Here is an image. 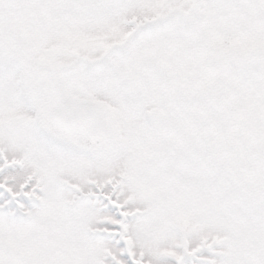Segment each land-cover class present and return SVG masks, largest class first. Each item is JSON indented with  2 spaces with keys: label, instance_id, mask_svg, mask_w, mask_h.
I'll use <instances>...</instances> for the list:
<instances>
[{
  "label": "snow or ice",
  "instance_id": "6c2138e0",
  "mask_svg": "<svg viewBox=\"0 0 264 264\" xmlns=\"http://www.w3.org/2000/svg\"><path fill=\"white\" fill-rule=\"evenodd\" d=\"M0 264H264V0H0Z\"/></svg>",
  "mask_w": 264,
  "mask_h": 264
}]
</instances>
